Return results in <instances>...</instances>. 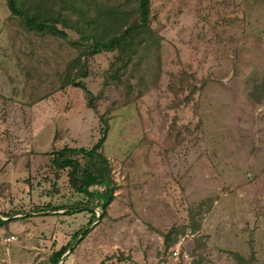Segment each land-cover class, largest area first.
Returning <instances> with one entry per match:
<instances>
[{"label": "rangeland", "instance_id": "obj_1", "mask_svg": "<svg viewBox=\"0 0 264 264\" xmlns=\"http://www.w3.org/2000/svg\"><path fill=\"white\" fill-rule=\"evenodd\" d=\"M89 1L58 8L82 23L84 11L98 13ZM107 2L132 11L136 0ZM150 26L151 47L131 59L88 58L79 80L94 110L82 87L62 84L81 53L77 29L30 30L0 0V214L51 211L1 227L0 264H54L89 225L91 213L54 209L84 195L48 156L89 148L104 131L125 183L62 264H121L132 253L156 264H264V0H151ZM9 234L18 239L3 243Z\"/></svg>", "mask_w": 264, "mask_h": 264}, {"label": "trees", "instance_id": "obj_2", "mask_svg": "<svg viewBox=\"0 0 264 264\" xmlns=\"http://www.w3.org/2000/svg\"><path fill=\"white\" fill-rule=\"evenodd\" d=\"M69 1L76 2L78 0H7V6L12 14L21 18L30 30L68 38V32L59 27V24H61L64 27L76 28L80 33L82 42L83 40L90 41L89 45H84V47L81 46V41L78 43L77 47L81 53L69 61L62 84L63 86L82 87L88 98V106L97 110L93 93L86 87L84 82L79 80L88 75V58L102 51L119 50L120 53H128L131 59L135 50L141 47L149 49L151 47L149 39L152 38L151 34L153 32L150 26L151 0H136L132 11L125 10L121 3H108V0H92L87 3V9L89 12L94 11V3L98 4V13L95 17L89 18L87 12L84 11L85 15L82 23L80 19H74L70 14L64 13L63 7L58 8V2L67 4ZM81 1L84 2L85 0ZM130 3L131 0H126V5H130ZM260 86L264 87V83ZM105 124L106 126L109 125L106 120ZM106 138L107 132L104 131L97 143L89 148L65 146L61 149H54L49 153L50 164L53 168L67 172L68 181L74 194L84 195L82 200L62 207H54V209L66 208L65 212L69 215L80 212L91 213L89 224L94 222L97 212L92 208L75 207L76 205L92 204L103 210L104 217L107 216L108 207L114 201L117 190L124 184L120 185L118 183L113 161L103 151L102 147ZM15 212L1 214L10 216ZM23 217L29 218L30 216L25 215ZM15 220L18 219L10 221L0 219V228ZM83 229L84 227L75 232L72 240ZM89 233L90 231H87L82 235L73 251ZM72 240L51 255L50 260L54 264L66 252ZM127 259V257L124 259L119 258L118 262L121 264L125 262H127L125 264H150L140 263L132 258L129 261Z\"/></svg>", "mask_w": 264, "mask_h": 264}, {"label": "water", "instance_id": "obj_3", "mask_svg": "<svg viewBox=\"0 0 264 264\" xmlns=\"http://www.w3.org/2000/svg\"><path fill=\"white\" fill-rule=\"evenodd\" d=\"M75 207H86V208H92L94 209L96 212H97V217L96 219L94 220L93 223L89 224L87 227H85L75 238L74 240L70 243L68 249L66 250V255L68 253H70L76 243L78 242V240L82 237L83 234H85L90 228H92L93 226H95L97 223H99V221L101 220L104 212L102 209H100L99 207L97 206H94L92 204H79V205H76ZM47 212H51V211H41V212H27V211H22V212H19V213H15V214H12L8 217H4L0 214V219L3 220V221H9V220H12L14 218H18V217H22V216H25V215H35V214H40V213H47ZM65 257V254L62 255V257L58 260V262L56 264H62V258Z\"/></svg>", "mask_w": 264, "mask_h": 264}, {"label": "built area", "instance_id": "obj_4", "mask_svg": "<svg viewBox=\"0 0 264 264\" xmlns=\"http://www.w3.org/2000/svg\"><path fill=\"white\" fill-rule=\"evenodd\" d=\"M111 160L113 161V164H114V172H115V175H116V179H117L118 183L120 185H122V184L125 183V175L123 174V171H122V168H121V163L117 159H115L113 157H111ZM17 239L18 238H17V236L15 234H9V235H5V236L1 237V241L3 243H6V244L12 243V242H14ZM173 256H175V257L179 256V250L178 249H175L173 251Z\"/></svg>", "mask_w": 264, "mask_h": 264}, {"label": "crops", "instance_id": "obj_5", "mask_svg": "<svg viewBox=\"0 0 264 264\" xmlns=\"http://www.w3.org/2000/svg\"><path fill=\"white\" fill-rule=\"evenodd\" d=\"M48 157H49V156H48ZM0 229H2V228H0ZM12 230H13V229H12ZM11 232H14V231H11ZM131 256H132L131 258H132L133 260H135V261H137V262H140V263L156 264L155 261H151V260H148V261H147L145 255H143L142 259H139L134 253H132ZM124 264H125V263H124Z\"/></svg>", "mask_w": 264, "mask_h": 264}]
</instances>
